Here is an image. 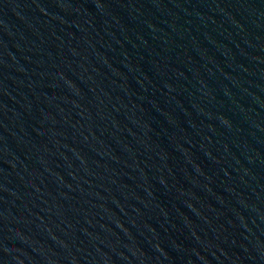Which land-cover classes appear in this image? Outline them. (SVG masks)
Masks as SVG:
<instances>
[{"label": "water", "instance_id": "water-1", "mask_svg": "<svg viewBox=\"0 0 264 264\" xmlns=\"http://www.w3.org/2000/svg\"><path fill=\"white\" fill-rule=\"evenodd\" d=\"M0 264H264V0H0Z\"/></svg>", "mask_w": 264, "mask_h": 264}]
</instances>
